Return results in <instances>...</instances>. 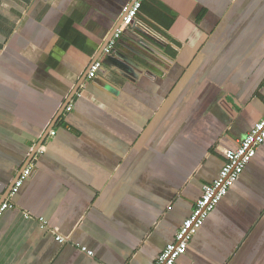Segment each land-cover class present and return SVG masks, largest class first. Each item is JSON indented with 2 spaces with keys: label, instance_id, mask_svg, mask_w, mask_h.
Instances as JSON below:
<instances>
[{
  "label": "crops",
  "instance_id": "obj_1",
  "mask_svg": "<svg viewBox=\"0 0 264 264\" xmlns=\"http://www.w3.org/2000/svg\"><path fill=\"white\" fill-rule=\"evenodd\" d=\"M132 2L0 0V202ZM99 60L0 219V264H155L264 116V0H148ZM176 264H264V143Z\"/></svg>",
  "mask_w": 264,
  "mask_h": 264
},
{
  "label": "built area",
  "instance_id": "obj_2",
  "mask_svg": "<svg viewBox=\"0 0 264 264\" xmlns=\"http://www.w3.org/2000/svg\"><path fill=\"white\" fill-rule=\"evenodd\" d=\"M148 0H135L128 5L121 16V23L115 35L109 41L103 51V56H111L122 35L129 29L134 28L138 22V16L143 8V4ZM102 62L98 60L91 66L88 78H96L97 73L101 70ZM73 105L70 103L66 111L71 112ZM52 136L55 132L51 133ZM264 143V116L257 122L252 131L239 142L235 149L229 150L226 155V163L222 167L218 178L211 184L204 186L203 194L197 201L192 214L185 219L181 228L177 231L174 241L167 245L161 253L155 264H176V262L187 253L189 244L197 232L202 228L205 221L216 207L229 194L231 188L238 182L247 166L255 158L259 147ZM34 169L33 164H29L22 173L11 190L8 198L0 207V219L4 212L15 208L13 198L18 194L24 183L31 177ZM60 243H65L66 239L58 236Z\"/></svg>",
  "mask_w": 264,
  "mask_h": 264
},
{
  "label": "water",
  "instance_id": "obj_3",
  "mask_svg": "<svg viewBox=\"0 0 264 264\" xmlns=\"http://www.w3.org/2000/svg\"><path fill=\"white\" fill-rule=\"evenodd\" d=\"M135 0H133L134 2ZM132 2V3H133ZM131 3V4H132ZM121 23H118V25L116 26V28L112 31V33L110 34V36L107 38L106 42L104 43V46L102 48V50L100 51V54L97 56V58L94 60L93 64L95 62H97L100 58V56H102L104 49L106 48V46L108 45L109 41L112 39V37L115 35L117 29L119 28ZM112 56V55H111ZM108 56V57H111ZM92 64V65H93ZM91 65V66H92ZM91 68L88 70V72L84 75V77L81 79V81L79 82V84L76 86V88L73 90V92L70 94L69 98L66 100L65 104L63 105V107L61 108V110L59 111L57 117L55 118L52 126L49 127V129L47 130V132L44 134V136L41 138L39 144L34 148V150L32 151L29 159L27 160V162L25 163V165L23 166V168L21 169V172L18 174V176L15 178V180L12 182V185L10 186L7 194L4 196V198L1 200L0 202V207L2 206V204L5 202V200L7 199L8 195L10 194L11 190L13 189V187L15 186V184L17 183V181L20 179L22 173L24 172V170L27 168V166L31 163L32 159L34 158V156L37 154V152L39 151L40 147L44 144L45 140L48 138L50 132L53 130L56 122L60 119V117L63 115L64 111L66 110L67 106L70 104V102L73 100L74 96L77 94V92L79 91L80 87L83 85V83L85 82V80L87 79L89 72H90Z\"/></svg>",
  "mask_w": 264,
  "mask_h": 264
},
{
  "label": "flooded vegetation",
  "instance_id": "obj_4",
  "mask_svg": "<svg viewBox=\"0 0 264 264\" xmlns=\"http://www.w3.org/2000/svg\"><path fill=\"white\" fill-rule=\"evenodd\" d=\"M141 12H142V10H141ZM141 12H140V14H141ZM140 14H139V16H140ZM139 16H138V22H137L138 25H136V26H139ZM136 26H135V27H136ZM119 41H120V40H119Z\"/></svg>",
  "mask_w": 264,
  "mask_h": 264
}]
</instances>
